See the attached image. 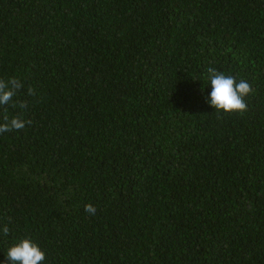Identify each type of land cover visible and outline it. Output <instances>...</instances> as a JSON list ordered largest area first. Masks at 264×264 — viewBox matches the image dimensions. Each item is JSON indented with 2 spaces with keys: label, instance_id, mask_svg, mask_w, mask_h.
<instances>
[{
  "label": "trees",
  "instance_id": "16d2710c",
  "mask_svg": "<svg viewBox=\"0 0 264 264\" xmlns=\"http://www.w3.org/2000/svg\"><path fill=\"white\" fill-rule=\"evenodd\" d=\"M209 66L246 112L211 114ZM9 77L33 123L0 134V264L24 237L44 264H264V0H0Z\"/></svg>",
  "mask_w": 264,
  "mask_h": 264
},
{
  "label": "clouds",
  "instance_id": "9594fccd",
  "mask_svg": "<svg viewBox=\"0 0 264 264\" xmlns=\"http://www.w3.org/2000/svg\"><path fill=\"white\" fill-rule=\"evenodd\" d=\"M206 79L210 83L211 90L204 100L210 108L214 109L211 114L220 117L221 115L243 114L247 111L246 97L253 93L249 82L244 79L237 80L235 76L218 71L211 66L207 68ZM23 88V82L17 77L0 78V110H3V114L0 115V121H2L0 122V134L14 130L20 131L33 123L31 119L24 118L28 103L14 101V97ZM203 91L202 88L201 92ZM27 95L35 96V90L29 87ZM9 105L24 111L9 117L7 112ZM84 210L89 214L96 212V208L90 203L85 205ZM0 233L4 237L9 236L10 229L7 224L0 227ZM45 259V252L29 237L20 238L12 243L5 254L7 264H44Z\"/></svg>",
  "mask_w": 264,
  "mask_h": 264
}]
</instances>
